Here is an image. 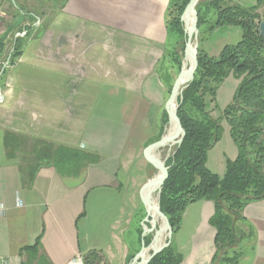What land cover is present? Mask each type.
<instances>
[{"label":"crops","instance_id":"obj_1","mask_svg":"<svg viewBox=\"0 0 264 264\" xmlns=\"http://www.w3.org/2000/svg\"><path fill=\"white\" fill-rule=\"evenodd\" d=\"M232 1L244 7L257 4ZM0 2L6 13L0 18V38L17 17L24 16L23 23L32 17L42 22L13 64L15 35L21 29L11 33L0 53V201L5 207L0 264H23L21 250L39 236L52 264H84L85 253L92 250L104 256L102 264H131L141 249L146 218L140 191L153 178L151 170L156 171L145 150L161 137L170 97L172 75L161 68L170 0ZM226 27L238 43L242 28ZM205 50L220 54L209 46ZM231 78L234 97L240 83L234 76L220 88ZM6 133L27 139L29 147L32 140H45L95 154L100 161L80 177L41 168L27 188L21 182V159L7 158ZM227 134L232 139L230 127ZM220 141L209 151L207 166L223 176L238 148L232 139L236 152L212 156ZM214 213L212 201L187 207L172 239L183 256L180 264H211ZM244 215L255 227L258 244L239 264H264V200L247 205Z\"/></svg>","mask_w":264,"mask_h":264},{"label":"trees","instance_id":"obj_2","mask_svg":"<svg viewBox=\"0 0 264 264\" xmlns=\"http://www.w3.org/2000/svg\"><path fill=\"white\" fill-rule=\"evenodd\" d=\"M189 2L170 0L167 14L168 42L163 64L171 60L179 69L186 42L181 16ZM196 9L202 32L213 33L220 27L237 26L242 28L243 36L238 43L226 45L218 56H210L205 49L199 48L194 80L179 99L178 117L185 138L166 162L169 175L162 189L160 208L169 219L174 235L181 227L187 207L200 201H212L215 213L210 224L216 231V252L211 264H239L258 244L255 227L245 217L244 210L247 205L264 200V36L260 34L264 0H257L251 7L232 0H206ZM31 21L29 23L33 24L36 20L32 17ZM35 29L31 28L25 38L15 40L10 64L19 57L23 44ZM177 40L185 42L182 57L177 54L174 60L170 46ZM230 76L240 83L232 103L216 119L213 112L218 108L217 92ZM174 82L169 86V95ZM208 101L215 105L214 108L209 107ZM222 120L230 126L238 155L234 160H227L226 172L219 176L208 168L207 159L209 151L222 138ZM168 121L164 112L161 137ZM25 142L27 139L16 134H5L7 158L21 159V182L27 188L32 187L41 168L53 167L62 177H80L87 166L100 161L95 154L45 140H32L30 147ZM18 153L24 156H14ZM20 255L23 264H52L43 252L41 236L35 244L23 248ZM104 261L97 250L84 255V264ZM182 261V254L172 242L149 264H180Z\"/></svg>","mask_w":264,"mask_h":264},{"label":"water","instance_id":"obj_3","mask_svg":"<svg viewBox=\"0 0 264 264\" xmlns=\"http://www.w3.org/2000/svg\"><path fill=\"white\" fill-rule=\"evenodd\" d=\"M206 0H190L188 6L186 7L181 20L184 23V31L186 36L185 42V51H184V59L182 63V70L178 75L177 79L175 80L169 100L166 105V112L168 115V125L165 128V133L163 136L155 143L148 146L145 150V158L150 165L156 170V173H159V178H152L147 183H145L140 191V197L142 204L146 210V218L143 223V233H142V248L140 252L135 256L133 262L131 264H149L158 254H160L165 248L169 247L172 243L173 239V228L170 225L169 219L167 216L161 211L160 208V198L163 186L168 178L169 175V168L166 166L167 160L170 158L171 155H167L165 160H162L160 156H156L155 153L159 152L162 148L171 145L177 146L179 148L183 143L185 138V130L182 126L181 120L178 117V108H179V99L181 100L182 94L184 90L193 82L196 70L198 68V24H199V14L197 12V5ZM193 15V26L192 29L187 32L188 29V14ZM25 20L24 16L17 17L14 22L7 28L6 32L0 38V53H2L5 49V43L11 33L18 30ZM260 34L264 36V20L260 24ZM193 40L196 41V48L193 51L192 45ZM190 61L191 67L188 70L184 69V62ZM175 124V132L172 136L167 133L169 128L168 126ZM157 191V204L156 206L153 204L151 194ZM155 210V212L161 217L164 221V225L168 231V239L167 242L150 254V256L146 259H142V255L144 250L146 249V244L144 242V238L148 235V227L151 218V211ZM151 227L154 228L155 226Z\"/></svg>","mask_w":264,"mask_h":264},{"label":"rangeland","instance_id":"obj_4","mask_svg":"<svg viewBox=\"0 0 264 264\" xmlns=\"http://www.w3.org/2000/svg\"><path fill=\"white\" fill-rule=\"evenodd\" d=\"M183 15V14H182ZM182 17V16H181ZM182 21V20H181ZM184 24V23H183ZM199 25V24H198ZM224 26V29L220 30L219 32L216 33H207V26L204 27V31L206 32H202L201 29H199L198 26V37H197V41H198V52H199V48L205 49L206 47H212V53H214L216 51V53H220V51H222L221 49H223L225 47V45L228 44H235L237 43V39H235L233 37V35L229 34V30ZM185 32V31H184ZM203 38V40H202ZM202 40V41H201ZM184 42L185 40H177L176 42H172L171 46H170V54H172L173 59H176V55L179 54L182 57V47L184 46ZM217 49L218 52H217ZM183 59H184V52H183V58H182V63H183ZM168 64V65H166ZM166 64H163V66H161V68H163V72L166 71L167 75H172V82L175 81L178 77V75L180 74L181 70H182V64H181V68L179 69V67L172 62L171 60H169L168 62H166ZM233 77V76H231ZM234 78L229 79L226 84L224 86H222L220 88V90L217 92V99H216V103L218 105V108L216 109V111L213 112V116L218 119L223 115V111L230 105V103L232 102V97H233V87H232V83H233ZM179 103V101H178ZM209 104V101H208ZM214 108V104H209V107ZM168 125V124H167ZM167 125L165 126V128L167 127ZM221 126H222V141H220L219 145L216 146V148L214 149V151L212 152V156H226V155H230L233 152L232 149L235 150L236 152V147L234 146V143L232 141V139L228 138V128L230 127L229 124L225 121L222 120L221 121ZM165 131V129H164ZM177 149V146H173L172 148L169 147H164L162 148L158 154H160L161 159L165 160L166 156L172 155L175 150ZM165 150V151H163ZM171 151V152H170ZM237 152L235 153V155H237ZM156 171H154L153 169L151 170V175L152 177H154L156 175ZM142 235V234H141ZM152 236L148 235L144 238V242L146 244V241L151 242ZM143 241V240H142ZM148 244V245H149ZM141 248H142V243H141ZM141 250V249H140Z\"/></svg>","mask_w":264,"mask_h":264},{"label":"bare ground","instance_id":"obj_5","mask_svg":"<svg viewBox=\"0 0 264 264\" xmlns=\"http://www.w3.org/2000/svg\"><path fill=\"white\" fill-rule=\"evenodd\" d=\"M187 20H188V24H189L187 32H189L193 26V15L191 13L188 14ZM192 48H193V51L196 48V41H194V40H193ZM190 67H191L190 61H185L184 62V69L188 70V69H190ZM168 128H169V130L167 133L170 134L169 136H172L176 130L175 124H172L171 126L169 125ZM173 146L174 145L170 144L167 147L172 148ZM163 151H165V150H163ZM155 155L160 156V154H158V152H156ZM159 176H160V174L157 173L153 178H159ZM151 198H152L153 204L156 206V204H157V191H155L151 194ZM151 224H152V226H155V227L152 228ZM148 230H149L148 235H151L152 239H151L150 244L146 246V249L143 252V255H142L143 260H146L150 256V254L153 252V250H156L159 247H162L167 242V239H168V231L164 225V221L155 212V210L151 211V218H150Z\"/></svg>","mask_w":264,"mask_h":264},{"label":"built area","instance_id":"obj_6","mask_svg":"<svg viewBox=\"0 0 264 264\" xmlns=\"http://www.w3.org/2000/svg\"><path fill=\"white\" fill-rule=\"evenodd\" d=\"M4 17H6V13L4 12L3 9H1V2H0V18H4ZM41 23L42 22L40 19L36 20L33 24L23 23V25H21L22 26L21 30L18 31L15 35V40L18 38H25L29 34V31L31 28H33V27L37 28V27L41 26ZM2 102H3V95L0 92V103H2ZM4 214H5V207L2 204V202L0 201V218ZM79 260H81V258H79Z\"/></svg>","mask_w":264,"mask_h":264}]
</instances>
